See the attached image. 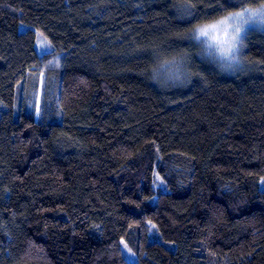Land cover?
I'll list each match as a JSON object with an SVG mask.
<instances>
[{
	"label": "trees",
	"instance_id": "trees-1",
	"mask_svg": "<svg viewBox=\"0 0 264 264\" xmlns=\"http://www.w3.org/2000/svg\"><path fill=\"white\" fill-rule=\"evenodd\" d=\"M182 2L0 0V264H264V29L225 66Z\"/></svg>",
	"mask_w": 264,
	"mask_h": 264
},
{
	"label": "snow or ice",
	"instance_id": "snow-or-ice-1",
	"mask_svg": "<svg viewBox=\"0 0 264 264\" xmlns=\"http://www.w3.org/2000/svg\"><path fill=\"white\" fill-rule=\"evenodd\" d=\"M249 4L254 6H245ZM230 6L239 7V10L227 11L225 15L217 19L193 24L185 38L194 42V46H206L201 47V50L202 53L209 56L218 55L225 60L235 59L237 45L245 32V27L254 24L264 25V0L259 3L257 0H234ZM174 7H176L179 19H185L188 23H193L197 19L191 11L194 5L190 4L188 0H183L182 3L174 5ZM220 7L223 8L224 5L220 4ZM212 49H215V52L211 51ZM172 63V61H164L158 66V70L164 69L165 65ZM49 66H52V62H49ZM166 71L170 72L171 68ZM41 76L43 77L44 73H41ZM36 111L40 116L41 108L39 106ZM161 183H163L162 180ZM261 183H264V177L261 178Z\"/></svg>",
	"mask_w": 264,
	"mask_h": 264
},
{
	"label": "rangeland",
	"instance_id": "rangeland-1",
	"mask_svg": "<svg viewBox=\"0 0 264 264\" xmlns=\"http://www.w3.org/2000/svg\"><path fill=\"white\" fill-rule=\"evenodd\" d=\"M251 28L264 29V25L254 24V25L246 26L245 27V32L242 35V37H241V39H240V41H239V43L237 45V49L238 50L235 52V57H236L235 59L225 60V59L220 58L218 55H215V56H217V58L219 59L221 64L223 63L225 66H231V65H235V64L241 62V47H242L243 38H244L246 32L249 29H251ZM35 45H36V49L38 50V52L40 54L44 53L45 51H47L50 48L49 43L45 40V38L40 33H37ZM211 51L215 52V49H212ZM62 54L63 53H59L57 55V57H56V60H53V61L59 63ZM41 96H42V87H41V84H40V87L37 90V98L35 100L36 109H37V106H40V98H41ZM2 107L3 106L1 105L0 106V110L2 109ZM121 244H122L123 254L127 258V260L130 263H135L136 260H137L136 253L133 250H131V247L127 244V242L125 240H122Z\"/></svg>",
	"mask_w": 264,
	"mask_h": 264
}]
</instances>
